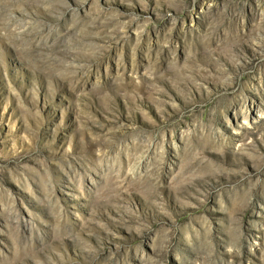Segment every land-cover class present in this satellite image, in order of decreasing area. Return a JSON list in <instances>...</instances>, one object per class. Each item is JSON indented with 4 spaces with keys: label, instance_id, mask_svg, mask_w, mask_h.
I'll use <instances>...</instances> for the list:
<instances>
[{
    "label": "rangeland",
    "instance_id": "1",
    "mask_svg": "<svg viewBox=\"0 0 264 264\" xmlns=\"http://www.w3.org/2000/svg\"><path fill=\"white\" fill-rule=\"evenodd\" d=\"M0 264H264V0H0Z\"/></svg>",
    "mask_w": 264,
    "mask_h": 264
}]
</instances>
